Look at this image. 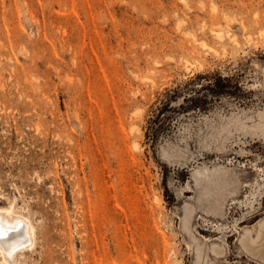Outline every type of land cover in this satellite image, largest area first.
<instances>
[{"label": "rangeland", "instance_id": "374dc122", "mask_svg": "<svg viewBox=\"0 0 264 264\" xmlns=\"http://www.w3.org/2000/svg\"><path fill=\"white\" fill-rule=\"evenodd\" d=\"M9 206L22 264H261L264 0H0Z\"/></svg>", "mask_w": 264, "mask_h": 264}, {"label": "bare ground", "instance_id": "6f19581e", "mask_svg": "<svg viewBox=\"0 0 264 264\" xmlns=\"http://www.w3.org/2000/svg\"><path fill=\"white\" fill-rule=\"evenodd\" d=\"M17 230L21 235L15 234ZM36 236V229L28 216L16 212L13 206L0 208V264H22V257L35 250ZM240 244L251 259L264 264V223L254 236L246 233ZM43 263L49 264L47 255L43 256Z\"/></svg>", "mask_w": 264, "mask_h": 264}]
</instances>
